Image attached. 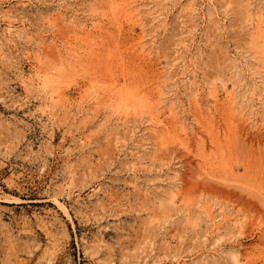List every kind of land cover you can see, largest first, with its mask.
<instances>
[{"label":"rangeland","instance_id":"obj_1","mask_svg":"<svg viewBox=\"0 0 264 264\" xmlns=\"http://www.w3.org/2000/svg\"><path fill=\"white\" fill-rule=\"evenodd\" d=\"M0 264H264V0H0Z\"/></svg>","mask_w":264,"mask_h":264},{"label":"bare ground","instance_id":"obj_2","mask_svg":"<svg viewBox=\"0 0 264 264\" xmlns=\"http://www.w3.org/2000/svg\"><path fill=\"white\" fill-rule=\"evenodd\" d=\"M190 4V3H189ZM188 4V5H189ZM190 7H192V5H190ZM189 7V9H191ZM56 206L61 210V211H63L65 214H67V211H66V209L64 208V206L60 203V202H56Z\"/></svg>","mask_w":264,"mask_h":264}]
</instances>
